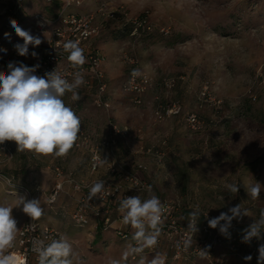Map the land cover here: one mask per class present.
Masks as SVG:
<instances>
[{
	"label": "rangeland",
	"instance_id": "1",
	"mask_svg": "<svg viewBox=\"0 0 264 264\" xmlns=\"http://www.w3.org/2000/svg\"><path fill=\"white\" fill-rule=\"evenodd\" d=\"M80 1L82 5L75 9L78 12H95L101 7L121 8L130 17L147 15L153 27L149 34L133 37L128 29L121 33L118 23H108L101 37L94 42L109 67L110 75L106 81L111 88L108 99L113 108L106 112L87 101L82 108L88 118L84 119V128L101 131L108 120L119 122V114L131 120L143 119L144 122L133 126V130H141L146 146L167 142L164 169L156 168L151 158L140 155V162L147 167L142 177L151 192L180 209L192 197L193 209L209 212L213 218L219 216L217 208L228 211L240 204L247 210V215L233 219L229 233L243 237L264 210V190L257 199L247 193V186L255 181L264 185V0ZM39 2L29 4L31 11L40 10ZM7 4L8 0H0V40L4 41L17 35L6 28L2 17ZM58 4L60 0H55L54 5ZM22 26L31 33V18L23 19ZM162 29L167 34L161 33ZM134 70L152 81V88L143 95L141 106L134 105L131 96L122 89ZM115 102L125 104L126 110L119 112ZM163 109L172 112L164 115ZM157 111L163 115L161 120L156 117ZM190 115L198 119L195 128L187 122ZM7 144L12 158L0 150V174L11 178L16 187L0 179V205H14L19 196L40 199L44 211L36 219L37 223L58 232V239L67 238L73 249V264H113V261L151 264L157 256L164 257L165 264L258 262V249L261 243L264 245V234L260 239L253 238V244L240 247L239 254L217 248L211 261L192 258L175 263L164 248L133 260L130 238L118 239L112 230H108L103 241L95 240L96 230L75 225L67 207L63 210L48 203L41 193L47 184L43 155L18 151L15 141H7ZM32 167L35 168L34 177L30 176ZM184 169L188 173V192L191 193H187L188 199L181 191ZM159 173L161 178L156 177ZM153 178L154 181L162 179L163 187L155 186L156 183L151 181ZM212 178L215 180L210 182ZM222 178L238 184V192L230 197L216 194L214 198L212 192L218 189L206 185L215 186L216 180ZM36 187L40 191H36ZM134 195L142 199L147 197L145 194ZM12 215L17 220L18 232L31 219L17 207L13 208ZM213 230L214 233L219 231V226ZM18 232L13 246L3 251L19 258L17 254L22 249L18 245ZM126 252L129 255L125 256ZM249 255L252 259L246 261L244 257ZM36 263L33 258L27 262Z\"/></svg>",
	"mask_w": 264,
	"mask_h": 264
},
{
	"label": "built area",
	"instance_id": "2",
	"mask_svg": "<svg viewBox=\"0 0 264 264\" xmlns=\"http://www.w3.org/2000/svg\"><path fill=\"white\" fill-rule=\"evenodd\" d=\"M35 1H40L39 11L30 10L29 6L34 5ZM54 4L55 0H9L2 16L6 28L10 29L9 24L11 22H15L23 28V19L29 17L32 23L31 34L40 36L42 43L36 47L29 45V55L20 56L14 46L23 43V40L8 45L0 40V50L6 52L5 56L0 57V72L7 74L6 66L13 61L23 62L27 66L39 64L36 75L44 76L45 73L56 70L71 82L74 73L79 71L84 78V83L76 90L79 99L73 100L72 93L66 92L68 100L66 101L63 97L65 104L70 106L78 116L79 101L81 98L87 97L91 99L93 106L97 109L109 111L108 82L104 71L106 59L94 42L101 37L105 26L113 22L118 23V30L121 33L128 29L130 36L133 37L149 34L153 27L148 20V16L143 14L130 17L121 8L107 9L104 7L95 12L81 13L75 10L82 5L80 0H60V4ZM161 33L167 34L164 29L161 30ZM68 40L76 41L83 48L86 62L82 66L73 67L67 59L68 53L64 50L63 45ZM33 51L37 52L38 56L33 57L31 55ZM151 88L152 81L149 77L136 75L134 72L128 75L122 86L123 91L131 96V101L136 106L142 105L143 95ZM162 111L165 112V109ZM171 112L172 110H167L164 115ZM156 117L159 120L162 119L161 111L156 112ZM187 122L192 128H195L199 123L195 115H190ZM120 140L141 141V138L140 134L134 132L130 127L120 125L112 120L108 121L104 131L85 129L81 125L73 146L76 150L87 151L90 156L89 165L92 173L98 172L100 167L105 165L107 173L105 177L90 182L77 181L60 166L50 168L57 182L48 196L49 204H54L65 183L69 184L74 192L81 194L75 200L74 209L70 213V218L75 225L79 227L93 225L95 228L101 225L103 230L111 228L114 222L119 223L121 227L126 226L123 223L121 213L118 211L121 198L132 194H145L146 198L153 195L150 186L142 177V173L147 170L143 162L134 161L130 165L116 163ZM166 145L165 140L159 145L145 146L141 144L137 153L151 158L156 168L164 169ZM0 150L5 153L6 157L12 158V151L7 141L0 144ZM102 159L107 162H102ZM0 179L5 180L9 186L16 187L11 178L0 174ZM97 180L105 181L104 192L89 200V189ZM22 189L29 193L27 189L23 187ZM36 191H40V188L36 187ZM160 201L162 205V223L157 244L153 247L144 248L142 252L131 253L133 260L146 253L164 248L168 252L171 261L175 263L192 258L211 261L217 248H226L230 253L234 252L233 254H235L238 253L240 247L246 244L237 233L231 232L227 236L219 231L214 233L213 228L208 225V220L213 218L209 212H203L202 219L198 221L197 233H191L187 229L190 218L185 222L178 219L180 206L164 199H160ZM113 214L117 216L115 220L112 219ZM127 226L131 233H135L136 230L131 225ZM121 227L115 233L121 239H126L128 234L121 232ZM58 236V232L52 228L40 227L36 219H29L18 232V245L22 249V252L17 254L21 261L20 264H24L25 260L28 262L30 258L37 260V251L41 242L48 244L52 239H58ZM188 236L192 237V245L190 248L185 249L182 242ZM254 240L252 239L249 245L253 244ZM136 246H138V243L134 238L132 247Z\"/></svg>",
	"mask_w": 264,
	"mask_h": 264
},
{
	"label": "clouds",
	"instance_id": "3",
	"mask_svg": "<svg viewBox=\"0 0 264 264\" xmlns=\"http://www.w3.org/2000/svg\"><path fill=\"white\" fill-rule=\"evenodd\" d=\"M9 27L23 39V43L14 46L20 56L29 55V45L36 47L42 43L40 36L32 35L15 22H11ZM63 48L73 67L82 66L86 62L84 50L76 41L68 40ZM5 55L6 52L0 50V57ZM31 55L36 57L38 53L33 51ZM6 67L7 74L0 72V144L6 140L15 141L18 151L27 150L35 154L57 156L67 154L77 140L81 121L73 109L65 104L63 97L66 92H71L73 100L79 99L76 90L84 83L81 73L75 72L69 82L56 70L47 72L44 76L36 75L39 64L27 66L23 62L13 61ZM134 74L139 73L134 70ZM102 162L107 161L102 159ZM104 189L105 181L97 180L89 189V200L103 194ZM226 189L230 193H237L238 184H227ZM262 190L264 185L256 181L247 186V193L253 199L259 198ZM14 207L21 208L31 219L41 217L44 211L40 199H26L24 196H19L14 205H0V264H14L15 260L12 255L3 251L13 246L18 232L17 220L12 215ZM118 211L122 215L123 223L136 229L134 238L138 246L132 247L131 253L142 252L144 248L157 244L162 223V205L158 196L153 194L145 199L139 195L124 196L119 202ZM189 215L187 229L196 234L200 212L196 210ZM244 215H247V210L237 204L227 212H221L219 216L209 219L208 225L214 229L219 226V232L227 236L230 235L233 219ZM262 234L264 210L249 225L242 241L250 243L253 238L260 239ZM182 243L185 249L190 248L192 237L184 238ZM258 252L257 264H264V245L259 246ZM37 253L38 264H73V249L67 238L52 239L48 244L42 241ZM127 255L128 252L125 253ZM244 259L250 261L252 257L249 255ZM24 264H27L26 260ZM113 264L119 262L113 261ZM151 264H165V258L157 256Z\"/></svg>",
	"mask_w": 264,
	"mask_h": 264
},
{
	"label": "crops",
	"instance_id": "4",
	"mask_svg": "<svg viewBox=\"0 0 264 264\" xmlns=\"http://www.w3.org/2000/svg\"><path fill=\"white\" fill-rule=\"evenodd\" d=\"M8 2H9V0H8ZM30 10H32V9H30ZM13 38L14 39H12V40H7V41L2 40V41L5 44L8 45V44L16 43L18 41L23 40L21 37L19 38L18 35H14ZM104 71H105V74H106V78L108 79V74L110 75L108 65L104 66ZM110 92H111V88L108 87V93H110ZM64 97H65V99L67 101L68 100L67 94H65ZM87 101H90L91 105H93L91 99L87 98V97H83L79 101L80 110H79V113H78V117L80 118L81 125H84V119H88L86 116H84L83 110H82V108L83 109L85 108ZM115 104L117 105V109H118L119 112H122L123 110L124 111L126 110L125 109V104H123L121 102L120 103L115 102ZM111 107H112V103L110 102V109H111ZM106 112H108V111H106ZM118 117H119V122H117V121H115V122H117L118 124L123 125V126H128L132 130H133V126H135V125L139 126L141 123L144 122L143 119L133 118L131 120V119L125 117V116H121V114H119ZM108 121H107L106 126L104 127V129H102V127H100L102 129L101 131L105 130V128L107 127ZM92 130H94V129H92ZM133 131L140 134L141 141H139V140H128V141L120 140L119 141V144H118V156H117V159H116V163L119 164V165H124V164L130 165L131 162H134V161H137V160L140 161V155L137 153L138 147L141 144L146 146V144L143 142V135H142L141 130L138 129L136 131L135 130H133ZM29 153H30V155H36L33 152H29ZM40 155L42 156V154H40ZM134 155H137V156H134ZM43 159H44V161H43L42 167H43V170H44V172H45V174L47 176V184L45 186V189H41V190H43V191H41V193H43L45 195L47 201H48V196H49L50 192L53 190L54 185L57 182L53 172H50V168L53 167V166H60L66 173L71 174V176L77 181L90 182V181H94V180H96L98 178L105 177L106 174H107L105 165H102L98 172L92 173L90 171V165H89L90 164V156H89V154L87 153V151H84V150H76L74 148V146L65 155L57 156L55 154H47V155H43ZM35 167H36V165H35ZM34 169L35 168L32 167L31 170H30V176L31 177H34V173H33ZM156 177L161 178V173H159ZM183 177H185L184 178L185 180L183 181L185 183V191L182 194H184L183 196L185 198H187V193L188 194H191V193L188 192L189 179H188V173H187L186 170L184 172V176ZM158 178H156L157 181H154V178H153V180L151 179V181L156 183L155 186H158V188H161V187H163V185H162L163 181H162V179L158 180ZM209 180H210V182L211 181L213 182V180H215V179L212 178V180L211 179H209ZM177 181H178V178H177ZM227 181L228 180H226V178H222L220 180H216V185L215 186L214 185H212V186L211 185H206V186L214 187V188L218 189L215 192H212L214 194V198H215L216 194H217L216 196H218V197L219 196L226 197V196H229V195H233V193L228 192L227 189H226V185L227 184H231V182H229V181L227 182ZM178 182H180V181H178ZM221 192H223V195H220ZM80 195H81L80 193L74 192L72 190V187L69 184L65 183L63 185L62 191L59 192V194L57 195V198H56V201L54 202V204L57 205V208H60V209L62 208L63 210L65 209V207H67L68 208V212L70 214L73 211V209H74L75 200L77 198H79ZM204 196L206 197V195H203V197ZM158 197L160 199H162L161 198L162 196L158 195ZM191 198L192 197H190L189 199L187 198L188 201L186 202V205H183V212L184 211L193 210L194 204L192 202H190ZM211 198H212V196H211ZM181 199H182V197H181ZM69 202L71 203V206L68 205ZM69 206H70V208H69ZM217 211L219 212V215H220L221 212H227V210L225 208H223V207L217 208ZM115 216L116 215L114 214L113 215V219L114 220H115ZM117 225H119V223L114 222L112 224V227L117 226ZM87 228L94 229V230L97 229L93 225L87 226ZM89 234H92V233H89ZM106 235H107L106 232L102 231V236H106Z\"/></svg>",
	"mask_w": 264,
	"mask_h": 264
},
{
	"label": "trees",
	"instance_id": "5",
	"mask_svg": "<svg viewBox=\"0 0 264 264\" xmlns=\"http://www.w3.org/2000/svg\"><path fill=\"white\" fill-rule=\"evenodd\" d=\"M182 183L183 184H181V191L182 192H184L185 191V183L182 181ZM196 210H198V209H193V210H189V211H184L183 212V208L180 210V213H179V215H178V219H180L182 222H185L188 218H190V213L191 212H193V211H196ZM199 212H200V218H199V220H201L202 219V216H203V211H200L199 210ZM114 215V214H113ZM116 215V214H115ZM112 219H113V216H112ZM115 219H116V216H115ZM114 220V219H113ZM121 226H119V225H117V226H114V227H112L111 226V228H109L108 230H112L113 232H114V234L116 235V231H117V229L118 228H120ZM108 230H103L102 229V226L101 225H99L98 227H97V229H96V233H95V240L96 239H98V240H100V242L101 241H103L105 238V236H102V231H108ZM120 231L121 232H123V233H127L128 234V237L126 238V239H128V238H130V240H131V242L133 243V240H134V233H131L130 232V230H129V228H128V226L126 225V226H122L121 227V229H120ZM234 231H236V229L234 230ZM116 237L118 238V239H121L120 237H118L117 235H116ZM121 240H125V239H121ZM131 243V244H132ZM239 251V250H238ZM169 259H170V256H169ZM171 260V259H170ZM36 264H38V259H37V263Z\"/></svg>",
	"mask_w": 264,
	"mask_h": 264
},
{
	"label": "bare ground",
	"instance_id": "6",
	"mask_svg": "<svg viewBox=\"0 0 264 264\" xmlns=\"http://www.w3.org/2000/svg\"><path fill=\"white\" fill-rule=\"evenodd\" d=\"M12 256L15 258L14 264H20L21 261L19 260V258L15 254H12Z\"/></svg>",
	"mask_w": 264,
	"mask_h": 264
}]
</instances>
